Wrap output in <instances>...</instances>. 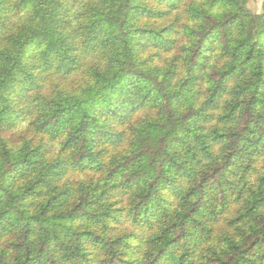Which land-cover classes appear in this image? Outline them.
Returning a JSON list of instances; mask_svg holds the SVG:
<instances>
[{
	"label": "clouds",
	"instance_id": "clouds-1",
	"mask_svg": "<svg viewBox=\"0 0 264 264\" xmlns=\"http://www.w3.org/2000/svg\"><path fill=\"white\" fill-rule=\"evenodd\" d=\"M172 4H65L60 36L101 30L0 127V264H264V0ZM32 9L9 13L0 50L41 25Z\"/></svg>",
	"mask_w": 264,
	"mask_h": 264
},
{
	"label": "trees",
	"instance_id": "trees-1",
	"mask_svg": "<svg viewBox=\"0 0 264 264\" xmlns=\"http://www.w3.org/2000/svg\"><path fill=\"white\" fill-rule=\"evenodd\" d=\"M85 0H0V45L6 40L13 43V39L10 36H5L7 28V22L12 19L9 13H18L22 9L33 6L32 11L27 17V21L30 23L39 17L41 25L39 27H31L21 29L20 34L16 37L14 43L18 47L9 50H0V127L10 126L11 123L19 119L21 113H18L14 109V105L19 102L26 92L31 91L34 87H37L39 79V73L46 71L52 66V63L61 59V64L58 67L66 66L70 63L71 58L67 56V52L71 50L73 42L78 34L83 35L81 44L87 48L93 45L96 37L101 30L98 21H93L86 26L73 29L72 32L60 36L59 33L70 23L65 20L64 17L67 14L66 3L72 5L84 3ZM128 4H131L133 0H126ZM161 4H172V0H158ZM131 10V9H130ZM80 13L76 18H79ZM156 16H162L164 13H155ZM83 29V31H81ZM168 28L161 29L159 33H156L160 39L157 41V47H161L167 50L173 43L171 39L166 37L164 33H170ZM144 31L141 35H144ZM150 35V33H149ZM47 42V47L41 53L39 63L26 64L24 59H30V55L26 56V53H30L33 47H39ZM198 52V49L196 50ZM15 52V54H13ZM196 52L193 53V56ZM65 115V110L59 109L54 113L53 118L45 121L40 127L44 129L46 126L55 128L60 123V118ZM99 135H105L102 132H98ZM77 137H72L69 142H73ZM112 140L111 137L108 138ZM114 142V141H113ZM35 155V153H33ZM83 156H81V160ZM35 161H30L25 158L18 164H12L7 169L9 174H18L22 169L31 166ZM115 171V170H113ZM111 176V173H109ZM167 183V180H165ZM264 201H257L253 207H256ZM139 207V205L137 206ZM174 227V226H173ZM173 244L175 241L172 242ZM255 243V242H254ZM261 246H264V239L260 241ZM252 247L246 249L247 253H251ZM162 254V253H161ZM158 254V258H159ZM264 261V257H261Z\"/></svg>",
	"mask_w": 264,
	"mask_h": 264
}]
</instances>
